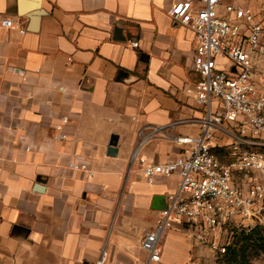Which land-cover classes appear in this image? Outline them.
I'll list each match as a JSON object with an SVG mask.
<instances>
[{
  "label": "crops",
  "instance_id": "crops-1",
  "mask_svg": "<svg viewBox=\"0 0 264 264\" xmlns=\"http://www.w3.org/2000/svg\"><path fill=\"white\" fill-rule=\"evenodd\" d=\"M177 1L0 0V264L148 260L142 237L180 178L150 182L138 158L180 155L204 115L188 92L194 33L168 14ZM198 246L175 226L150 264H189Z\"/></svg>",
  "mask_w": 264,
  "mask_h": 264
},
{
  "label": "built area",
  "instance_id": "built-area-1",
  "mask_svg": "<svg viewBox=\"0 0 264 264\" xmlns=\"http://www.w3.org/2000/svg\"><path fill=\"white\" fill-rule=\"evenodd\" d=\"M168 14L194 33L200 78L188 92L204 115L198 135L177 138L180 155L164 162L135 157L150 182L180 178L156 227L142 237L148 260L139 264L160 261L161 240L175 226L218 255L226 253L234 231L264 226V0H178ZM1 23L11 27L14 20ZM56 128L54 138L65 139L62 126ZM69 167L86 169L76 162ZM106 256L95 264H105Z\"/></svg>",
  "mask_w": 264,
  "mask_h": 264
},
{
  "label": "rangeland",
  "instance_id": "rangeland-1",
  "mask_svg": "<svg viewBox=\"0 0 264 264\" xmlns=\"http://www.w3.org/2000/svg\"><path fill=\"white\" fill-rule=\"evenodd\" d=\"M254 228H258V234L252 235L251 230L245 231V235L239 238L237 258L241 259V255H244L249 264H264V241L261 243L254 241L259 235L264 237V226ZM191 260L195 264H227V261L221 260L218 254L202 244L198 246V250Z\"/></svg>",
  "mask_w": 264,
  "mask_h": 264
},
{
  "label": "trees",
  "instance_id": "trees-1",
  "mask_svg": "<svg viewBox=\"0 0 264 264\" xmlns=\"http://www.w3.org/2000/svg\"><path fill=\"white\" fill-rule=\"evenodd\" d=\"M251 231H252L251 232L252 235L259 233L258 228H254ZM244 235H245V231H234L233 241L228 246L226 253L223 255H218V257H220L221 260H224V262L227 261V264H231V263L232 264H249V262L246 260L244 255H241V259L237 258L239 254L238 253L239 238ZM254 241L261 243V241H264V237L259 235L258 238H256Z\"/></svg>",
  "mask_w": 264,
  "mask_h": 264
},
{
  "label": "water",
  "instance_id": "water-1",
  "mask_svg": "<svg viewBox=\"0 0 264 264\" xmlns=\"http://www.w3.org/2000/svg\"><path fill=\"white\" fill-rule=\"evenodd\" d=\"M127 37H128V35H124V34H123V30H122V28L117 27V28L115 29V38H116L117 40H126ZM114 138H115V136L112 137V140H114Z\"/></svg>",
  "mask_w": 264,
  "mask_h": 264
}]
</instances>
